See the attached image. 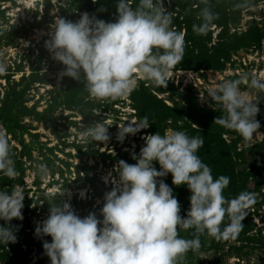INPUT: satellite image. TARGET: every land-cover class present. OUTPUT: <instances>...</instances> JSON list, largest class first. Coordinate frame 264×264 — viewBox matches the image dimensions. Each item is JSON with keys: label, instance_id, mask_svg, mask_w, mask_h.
Wrapping results in <instances>:
<instances>
[{"label": "clouds", "instance_id": "clouds-1", "mask_svg": "<svg viewBox=\"0 0 264 264\" xmlns=\"http://www.w3.org/2000/svg\"><path fill=\"white\" fill-rule=\"evenodd\" d=\"M96 0H93L95 3ZM200 24L193 32L206 35L218 14L212 11L209 0H200ZM246 3L233 7L240 9ZM115 22H105L87 12L75 22L56 17L45 41V47L55 61L64 66L61 77L82 82L90 98L117 100L130 94L138 79L156 87H167L170 71L184 57L185 33L171 26L173 16L163 0H118ZM6 67L0 64V74ZM264 78L243 73L235 80H225L207 92L208 100L222 105L224 115L214 123L238 133L245 141L254 138L260 123V109L241 89L264 92ZM147 117L118 125L117 140L135 135L149 127ZM108 128L97 121L84 127L82 135L93 142L107 143ZM145 145L135 164L118 161L104 182L112 188L104 194L100 209L102 220L95 212L83 218L71 204L59 199L49 205V215L35 229L37 236H50L44 241V253L51 264H177L187 252L200 248V236L208 235L218 241L236 239L244 228L242 221L256 203V194L241 191L228 199L224 190L230 178H214L211 168L197 155L204 145L203 137H189L183 131L166 130L142 137ZM158 162L160 170L154 167ZM36 173L47 177L49 168L43 162L35 165ZM0 173L9 179L18 175L9 138L0 130ZM172 175V184L187 185L191 195L190 208L182 217L181 206L173 190L162 177ZM71 193L67 189L61 196ZM84 198V192L80 193ZM24 191L19 186L0 190V243L16 242L12 219H23ZM227 219V224H225ZM223 225V227H222ZM194 229L192 239L179 236L178 230Z\"/></svg>", "mask_w": 264, "mask_h": 264}, {"label": "rangeland", "instance_id": "rangeland-1", "mask_svg": "<svg viewBox=\"0 0 264 264\" xmlns=\"http://www.w3.org/2000/svg\"><path fill=\"white\" fill-rule=\"evenodd\" d=\"M180 1L187 2L184 11L180 10L184 16L195 10V0ZM163 2L164 7L172 13L173 20L182 19L179 3L174 5L171 0ZM238 2L246 3V6L236 11L230 8ZM217 3L214 13L218 14V19L213 21V27L206 35L194 33V41L185 43L183 60L170 71L167 87H156L149 81L138 79L136 88L124 97L114 101L95 100L90 98L82 82L74 80V86L78 87L75 98L69 106L61 104L55 107L49 121L35 120L32 112L19 114L17 122H9L8 125L0 121V130L8 135L18 173L15 179L0 173V190L10 192L13 186L23 189L22 216L25 214L37 226L47 218L46 213H41L43 204L55 203L56 196L69 202L79 216L82 213V209L76 208L79 202L88 201L92 210L100 211L104 194L112 188V184H106L103 178L110 172L118 178L114 168L120 160L136 163L132 156H138L145 145L143 136L157 132L164 135L166 130H175L205 140L208 134L217 131L230 148L232 141L238 140L231 149L238 181L235 186L241 184L239 179L245 174L247 178H243L246 180L243 191L256 194L255 205L242 221L250 228L249 238L244 241L243 238L237 239L239 241H215L205 235L200 240V248L187 252L177 264H264V122L260 123L254 138L245 141L235 131L214 123L218 116L225 113L222 105L207 97L209 89L225 80H235L243 73L264 78V0H217ZM59 6L66 9V0L0 1L2 32L9 31L10 27L19 28L28 24L25 25L26 31L17 34L13 45H6L8 41H4L5 37L0 42V64L6 67V72L0 74V105L8 83L13 85V81L17 84L22 76L29 77L31 69L37 67L40 47L44 52L40 54L39 73L44 72L45 76L40 82L31 83L24 91L23 100L17 106L18 113L32 111L33 107L37 112H42L54 97L56 103L62 99L56 89L61 88L63 83L64 77L60 73L64 66L55 61L45 47V41L50 38V25L56 17H61ZM75 13L80 18L84 12ZM64 15H68V12ZM173 24L171 27L176 30ZM255 29L261 34L259 42L247 41L244 47L231 50L227 57L220 55L217 47L221 32L224 38L231 41ZM181 31L185 33L184 28ZM22 83L25 85V82ZM23 85L18 84L16 91L22 90ZM241 89L249 100L258 101L260 111L257 116L264 115V92L247 89L244 85H241ZM165 107L169 113H166ZM14 111L11 109V114ZM143 117L148 118L150 126L147 129L126 136L123 142L117 140L118 125L127 124L128 121L139 122ZM97 121L109 127L110 139L107 143L93 142L82 135L84 127ZM255 152L261 154L259 159L255 158ZM41 162L49 168L47 177L42 178L36 173L35 165ZM153 164L160 170L158 162L154 161ZM169 174L160 179L166 180ZM65 189L70 191V199L66 194L61 196ZM81 191L84 198L80 196ZM179 203L182 209V202ZM178 234L185 239L190 236L183 228L178 230ZM31 238L36 241L38 236L34 233ZM233 246L239 251H235ZM28 261L27 264L35 261L34 251L28 256ZM0 264L4 263L0 261Z\"/></svg>", "mask_w": 264, "mask_h": 264}, {"label": "trees", "instance_id": "trees-1", "mask_svg": "<svg viewBox=\"0 0 264 264\" xmlns=\"http://www.w3.org/2000/svg\"><path fill=\"white\" fill-rule=\"evenodd\" d=\"M1 1V0H0ZM48 1V0H47ZM172 4L176 5L177 3L179 6V11H184L183 8L186 5V1H180V0H171ZM67 3V8L63 9L61 6H59V11L61 14L62 18L69 19L72 21H76L79 19V16L75 12H80L83 11L84 13L87 12L90 16H95L97 19H102L105 22H115L116 16H117V9L116 5L118 3V0H96L95 3H93V0H66ZM130 3L132 4L133 7L136 6L138 3V0H130ZM210 6L212 8V11L215 12L216 7H217V0H209ZM196 5L195 10H192L186 14V16L183 15L182 13V19L178 20V18H175L173 20V25H175L177 31H181V28L185 29V43H191V41H194V32L193 34H190L189 32L193 31V24H200L201 21L198 19V12L201 7H203L202 4H200L199 0H195ZM193 4V5H194ZM236 4V3H235ZM233 4V6L235 5ZM232 5L230 8L234 9ZM187 9L185 8V11ZM235 11L237 9H234ZM66 12H68V15H64ZM216 21V20H214ZM225 21V19H224ZM25 25H28L25 23ZM20 26L19 28H9V31L7 32H2L0 30V42L4 39V41H8L5 44H14L15 39L17 38V34L20 32L23 33L26 28V26ZM20 33V34H21ZM192 33V32H191ZM189 34V35H188ZM219 42H218V51L220 52V55L223 57H227L229 52L231 50H235L236 48L242 46L244 47L247 41L250 42H259L261 39V34L255 29L254 31H248L240 36V38L235 37L231 41L227 38H224L221 34H219ZM10 36V40L8 39ZM3 37V38H2ZM43 48H39L38 52V59H37V67L34 69H31V74L29 77L22 76L20 81L16 84V82L13 85H10V82L8 83L7 91L4 95V97L1 100V105H0V121L4 124L14 123L17 122V117L19 114H27L32 112L31 116L35 120L39 121H44L47 122L51 118H49L50 114L53 112L55 107H58V105H67L69 106V103L75 98L76 92L78 90V87L74 86V80L69 78V77H64L63 78V83L61 85V88L56 89L58 93L61 94L62 99L56 103V97L52 99L50 102L49 106L45 108L44 111L42 112H37L35 110V107L32 108L31 110H25L21 111L18 113V109L20 106V103L23 100V93L24 91L27 90V88L30 86L31 83L33 82H40L41 79H43V76H45V73L40 74L41 70V60L40 59V54L43 53ZM39 61V62H38ZM30 67H32L30 65ZM6 79H8V76H6ZM67 79H70L68 81ZM22 82H25V85H23ZM18 84L23 85L22 90L16 91V86ZM136 100V99H135ZM153 103V101H152ZM53 104V105H52ZM151 104V103H150ZM154 105V103H153ZM14 109V114H11L10 110ZM166 113H169V109L166 108ZM256 119L259 121V123L264 122V115L258 117L256 116ZM54 121V118H52ZM52 122H49V124ZM238 140L232 141L231 147H235V143ZM229 145L225 143L221 139L220 132L213 131L212 134H208L205 137L204 140V145L202 148H200L197 152L199 158L202 157V160L205 161L212 170V175L214 178H218L221 175L227 176L230 178V184L228 187L224 190V196L228 199L234 198L243 191L244 189V184L247 177L242 176L239 179V184L238 186H235L238 181L236 180L237 174L235 173V166L233 163V153H231V149ZM255 158L259 159L261 157V154L255 152ZM264 156V155H263ZM236 165V164H235ZM239 176H241V172L239 173ZM169 187L172 188L173 190V195L178 199V201L182 202V209L180 215L182 217H186L187 211L190 208V200L189 197L191 195V192L189 191L187 185H181L179 187L175 186L172 184V175L171 173L169 174V177L166 180H163ZM55 203L59 202V197L56 196V200H54ZM49 203L47 202L46 204H43L41 208V213H46L47 216L49 215ZM76 208L77 209H82V213L80 214V217L87 216L90 212H95L97 217L102 220V216L100 215V211L98 210H92L91 207L92 205L87 202H79L76 203ZM77 213V211L75 212ZM264 221V218H263ZM227 219H225V224H227ZM13 229L15 236H16V242L8 243L7 245L0 243V261L3 262L4 264H27L28 261V256L31 254L32 251H34L35 254V261L32 264H51L49 257L44 253L43 249V243L44 241H48L49 243L51 242V237L50 236H38L36 241H34L31 238V235L35 233L36 225L33 224L28 218L23 215V219H12L10 222H7ZM6 222L3 220H0V225H5ZM244 224L243 230L240 232L238 237L234 239V241H239L237 239L240 238V240L243 241L247 240L249 238L248 232L250 231L249 226L246 223ZM223 227V225H222ZM187 233L190 235L189 239L194 238L193 232L194 229H188L186 230ZM206 235V234H205ZM200 236V240L202 239L203 236ZM214 239V238H213ZM217 241L216 239H214ZM233 240V239H231ZM234 247V246H233ZM235 251L238 248L234 247Z\"/></svg>", "mask_w": 264, "mask_h": 264}, {"label": "bare ground", "instance_id": "bare-ground-1", "mask_svg": "<svg viewBox=\"0 0 264 264\" xmlns=\"http://www.w3.org/2000/svg\"><path fill=\"white\" fill-rule=\"evenodd\" d=\"M34 1V0H33Z\"/></svg>", "mask_w": 264, "mask_h": 264}]
</instances>
